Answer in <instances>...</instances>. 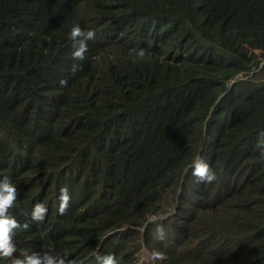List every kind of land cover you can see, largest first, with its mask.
Listing matches in <instances>:
<instances>
[{"label": "trees", "instance_id": "16d2710c", "mask_svg": "<svg viewBox=\"0 0 264 264\" xmlns=\"http://www.w3.org/2000/svg\"><path fill=\"white\" fill-rule=\"evenodd\" d=\"M77 24L96 32L84 60L72 56ZM255 52L264 58V0H0V183L18 193L14 256L153 264L158 250L155 264H264ZM197 158L217 180L192 175ZM36 203L43 222L31 220Z\"/></svg>", "mask_w": 264, "mask_h": 264}, {"label": "clouds", "instance_id": "9594fccd", "mask_svg": "<svg viewBox=\"0 0 264 264\" xmlns=\"http://www.w3.org/2000/svg\"><path fill=\"white\" fill-rule=\"evenodd\" d=\"M96 37V32L93 29L83 30L78 24L74 25L70 32V38L72 41H76L78 38L79 46L73 51L72 56L77 60H84L85 53L87 52V42L94 40ZM139 58H144L145 51L141 49L137 53ZM78 65H73L72 71L75 72L78 69ZM61 86L67 85V80L60 81ZM264 155V153H262ZM192 175L198 178L199 181L211 184L213 181L217 180L216 173L209 167L207 163H202V159L197 158L192 165ZM17 189L16 187L5 178L2 183H0V257L10 258L11 264H41V259L38 253H32L27 255L22 259L15 257L14 253L17 251L16 246L13 242V236L15 230L21 228L20 223L11 215H8V210L13 206L17 199ZM71 197L69 195L67 188H62L59 195V207L58 213L64 215L70 205ZM47 207L43 203H36L33 207L31 213V220L33 222H43L46 214ZM155 222V221H149ZM25 230L29 228V224L25 223L22 226ZM157 239L162 240L163 227L157 226ZM96 261L99 264H118V260L113 254L102 255L99 253L95 254ZM151 259L153 264L155 261H162L165 259L164 253L155 250L151 253ZM43 260L45 264H65V259L62 257L58 261L53 257H49L47 253L44 254ZM68 264H78L76 260L68 261Z\"/></svg>", "mask_w": 264, "mask_h": 264}, {"label": "rangeland", "instance_id": "374dc122", "mask_svg": "<svg viewBox=\"0 0 264 264\" xmlns=\"http://www.w3.org/2000/svg\"><path fill=\"white\" fill-rule=\"evenodd\" d=\"M255 54L257 55V60L260 62V65L264 64V58H263V54L259 53V52H255ZM251 75H256L255 79L257 81H264V75L260 74V72H258V70H254ZM155 219H152L150 221H154ZM140 232L142 233V231L140 230ZM139 258H141L143 261H148L150 259L149 257V253L148 251L141 249L140 254H139Z\"/></svg>", "mask_w": 264, "mask_h": 264}]
</instances>
